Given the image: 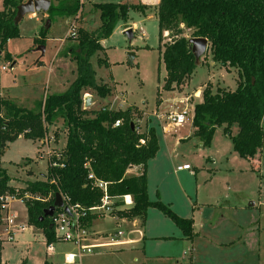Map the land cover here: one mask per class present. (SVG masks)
<instances>
[{
  "label": "rangeland",
  "instance_id": "rangeland-1",
  "mask_svg": "<svg viewBox=\"0 0 264 264\" xmlns=\"http://www.w3.org/2000/svg\"><path fill=\"white\" fill-rule=\"evenodd\" d=\"M49 1L52 5L58 2ZM108 1L140 3L148 9L145 15L130 10L128 20L119 21L110 36L102 41V49L90 57L96 82L109 86L111 93L103 98L88 93L83 98L90 97L87 108L92 111L103 106L123 110L133 107L134 121L140 130L155 127L159 153L171 158L165 164L166 170L154 176L169 200L162 202L169 203L181 217H193V230L198 234L193 236L194 250L191 251L190 241L178 239L176 231L180 230L179 227L155 208L173 226L165 230L170 234L174 232V237L147 242L145 250L143 242H139L135 246L83 251L76 264H264V150L260 161L254 160L250 164L234 150L230 138L223 132L225 125L217 126L211 142L204 145L193 135L191 124L194 107L202 101L196 90H202L207 83L213 90L216 87L234 90L237 71L214 63L207 45L190 77L178 87L165 88L166 70L160 52L162 43L170 42L173 36L165 32L159 43L155 11L159 0H81L80 19L55 16L49 20L43 54L37 50L33 39L38 36L41 25L46 23L47 14L42 17L44 13L40 12L38 17H22L18 22L19 37L8 40L0 53V109H5L4 100L31 109L46 95L63 92L73 79L75 69L74 62L63 57L66 46L72 43L69 29L94 30L100 21L99 12L92 9V3ZM2 2L0 0V10L3 9ZM127 29L132 31L130 39L125 33ZM182 30V35L189 37L191 31L184 27ZM128 52L134 53L132 63L128 61ZM98 58L102 59L100 64ZM9 65H13L12 70ZM2 66L7 68L2 69ZM59 69L62 77L55 84L48 72L59 74ZM183 111H187L188 116L183 124H168L166 116ZM261 126L264 132V121ZM237 131L238 126L233 124L232 134ZM46 138L49 139L45 144L47 147L41 141L22 135L6 140L0 146V167L10 176L13 187L21 189L25 181L39 179L47 173L50 158L59 153L65 143L66 127L61 119L47 126ZM262 140L264 145V133ZM182 164L189 165L190 169L176 170ZM168 182L175 184L174 190L166 186ZM150 197L154 199L152 189ZM24 202L21 197L8 200V213L16 216V222L21 220L28 225ZM193 203L195 208L192 210ZM125 208L128 207L121 201L116 205L114 202L113 209ZM0 213L5 216L2 210ZM132 220L116 219L109 214L94 219L87 228L89 239L85 243L107 241L117 230L123 231V239H136L137 232L130 225ZM135 220L143 231V223L138 218ZM151 221L156 223L154 217ZM236 221L242 223V229L238 228ZM4 225L1 220L0 232ZM199 234L202 236L198 237ZM213 237L221 244H212ZM13 238L2 242V264H70L66 261V253L78 250L72 242L54 241L51 243L53 250L47 252L41 229L33 226L16 233Z\"/></svg>",
  "mask_w": 264,
  "mask_h": 264
},
{
  "label": "trees",
  "instance_id": "trees-1",
  "mask_svg": "<svg viewBox=\"0 0 264 264\" xmlns=\"http://www.w3.org/2000/svg\"><path fill=\"white\" fill-rule=\"evenodd\" d=\"M2 1L0 51L8 40L19 37L14 16L17 5L24 0ZM81 6L80 0H58L45 12L46 20L55 16L75 17L81 13ZM92 9L99 12L98 27L94 30L76 28L72 43L65 49L75 65V76L67 88L61 93L46 95L31 109L5 100L2 103L5 109L0 116V146L20 135L42 141L47 135V126L57 119L66 127V138L61 157L50 159L47 173L39 179L25 181L21 189L10 184V176L0 167V211H7L6 207L3 209V204L7 203L5 196L24 198L28 225L41 229L49 245L57 240L51 216L40 220L43 210L53 203L56 192L84 208L100 204L102 192L92 185L89 178L92 173L107 182L110 197L127 194L132 198L130 207L113 209L109 215L118 219L138 218L143 223L147 209L153 207L178 226L184 238L191 240L194 236L192 218L177 215L158 196L156 200L148 198L146 164L159 147L154 126L140 130L134 121L133 107L123 110L103 106L96 111L83 107L85 93L102 98L111 93L109 86L96 82L90 62V57L102 49L100 41L110 36L119 21L128 20L130 10L144 14L148 6L108 1L92 3ZM155 11L159 43L164 32L173 36L170 42L162 43L160 52L166 70L165 88L180 86L195 69L197 64L188 41L191 37L206 38L211 60L222 67L234 68L238 74L234 90L223 87L213 90L210 84H205L201 90L202 101L194 107L193 135L208 145L215 128L225 125L223 132L230 138L234 150L250 164L254 160L259 162L264 150L261 126L264 121V0H159ZM48 25L49 22L41 26L33 44L45 43ZM183 27L191 31L189 37L182 35ZM8 54L6 52L5 56ZM101 61L98 58V64ZM117 120L120 123L114 126ZM233 124L238 126L236 134L231 132ZM134 166H139L140 170L127 174ZM25 194L30 196L25 197ZM97 218L99 216L88 213L83 221L89 226ZM1 249L0 240V264Z\"/></svg>",
  "mask_w": 264,
  "mask_h": 264
},
{
  "label": "built area",
  "instance_id": "built-area-1",
  "mask_svg": "<svg viewBox=\"0 0 264 264\" xmlns=\"http://www.w3.org/2000/svg\"><path fill=\"white\" fill-rule=\"evenodd\" d=\"M71 27L69 29L70 36L74 37L76 34V28L72 31ZM143 34V32H142ZM165 34V32L163 33ZM6 66H2V69H6ZM9 69H13V65H9ZM166 119L169 121L168 124L179 126L183 124L186 119H188L187 111L172 113L166 116ZM119 121L117 120L114 123V126L119 125ZM46 138V137H45ZM49 142V139H43L41 143L45 145ZM143 143V140H140ZM47 147V145H45ZM57 159L61 157L60 152L54 155ZM52 158V157H51ZM50 158V159H51ZM51 162V161H50ZM49 162V163H50ZM55 163V162H54ZM52 163V164H54ZM51 164V163H50ZM177 169H190V166L180 165ZM89 178L92 179V185L98 188L102 192V197L100 199V204L91 206L88 208H84L80 206L78 203H70L69 199L66 196H62L63 207H60V210H55L51 215V225L54 228V236L57 241H69L78 246L77 252H68L65 255L67 263L76 264V260L80 258L83 251L87 253L91 252L92 249L96 248H121L126 244L133 242L132 239H123V231L117 230L113 234L110 235L109 240L104 242L93 241L90 243H85L89 238L87 228L88 226L83 221L84 217L89 214H95L99 217L104 216L105 214H110L113 210V205L116 200L121 201L122 204L126 207H130L132 205V198L130 195H121L117 197H110L107 194V182L97 179L94 177L92 173L89 174ZM25 197H28L25 194ZM15 198L14 196H5L4 199L7 203L3 204V209L8 205V200ZM65 208H67L65 210ZM15 215L5 213V216L0 217V221L4 222V229L0 232V240L3 242L4 239L11 241L13 240V236L17 230H25L28 225L27 224H17L14 221ZM135 220V219H133ZM132 226H135L134 224ZM134 231H139L138 229H134ZM5 237V238H4ZM48 251H52L53 247L51 244L46 245Z\"/></svg>",
  "mask_w": 264,
  "mask_h": 264
},
{
  "label": "crops",
  "instance_id": "crops-1",
  "mask_svg": "<svg viewBox=\"0 0 264 264\" xmlns=\"http://www.w3.org/2000/svg\"><path fill=\"white\" fill-rule=\"evenodd\" d=\"M24 1H26V0H24ZM23 1V2H24ZM58 1V0H57ZM81 1V0H80ZM82 3V2H81ZM129 3V2H128ZM146 11V10H145ZM41 13H44V14H42V17L46 14L45 12H41ZM38 14H40V12H37V13H30V14H26V15H24L23 17H25V16H30V17H38ZM142 14V13H141ZM146 14V12H144V14L143 15H145ZM81 18V13H79L77 16H75V17H71V18H77V20L78 19H80ZM39 22H40V25H41V17H40V20H39ZM42 26V25H41ZM40 32V31H39ZM35 37H39V33H38V36H35ZM34 37V38H35ZM104 40V39H103ZM103 40H101L100 41V44H102V41ZM45 41H47V38H45ZM68 46V45H67ZM66 46V47H67ZM45 51H46V46H45V49H44V53H45ZM63 57L64 58H68L69 60H70V58H69V55H67V52L65 51V53L63 52ZM41 66V65H40ZM40 66H38V67H40ZM75 66V65H74ZM48 70L50 71V67H48ZM51 72V71H50ZM60 72H62L61 71V69H59V74H56V73H49L48 72V74H51V76H52V80H53V82L56 84V83H58L59 82V80H61V74H60ZM75 76V75H74ZM74 76H73V78H74ZM71 82V81H70ZM70 82H68V84H67V86L69 85V83ZM197 93H198V95L199 94H201V90L200 89H197L196 90V95H197ZM86 95L88 94V93H85ZM90 103H91V101H90ZM3 113V110H1L0 109V116H1V114ZM156 117L157 118H159V116L156 114ZM153 126V125H152ZM155 128V127H154ZM160 152V148L158 149V152L156 153V155H155V157L154 158H152V159H150L148 162H147V164H146V183H147V194H148V198H149V200H156L157 199V196L159 197V199L162 201V200H164V201H169L168 200V198H167V196H166V194H164L165 192H164V190L159 186V184H157V181H156V179H155V174L158 172L159 173V171H164V170H166L165 169V164H166V162L167 161H169L171 158H170V156H168V155H166L165 153H159ZM241 157V156H240ZM244 159V158H243ZM246 160V159H245ZM182 165H185V164H182ZM180 166V165H179ZM140 170V167L139 166H134V167H132V168H130V169H128L127 170V173L128 174H134V173H137L138 171ZM176 170H177V167H176ZM179 170H181V169H179ZM184 170H188V169H184ZM154 183H156V184H154ZM167 187L168 186H171L172 187V189L174 190L175 189V184H171V183H167V185H166ZM151 189H152V193H153V195H154V199H152L151 197H150V191H151ZM163 201V202H164ZM166 204H169V203H166ZM9 205V204H8ZM205 205L204 204H202V207H204ZM9 207V206H8ZM8 207H7V211H6V213H8ZM195 208V204L193 203L192 204V210ZM201 209V208H200ZM202 210V209H201ZM3 213H5V211H3ZM9 214V213H8ZM14 215V214H13ZM152 217H154L155 218V220H156V223L155 224H152V221H151V218ZM190 218H192L193 219V217H190ZM116 219H118V218H116ZM16 220H17V218H16V216H15V219H14V221H15V223H17V224H24V223H26V222H24V221H19V222H16ZM128 222V221H127ZM193 222H194V219H193ZM128 223H130V222H128ZM135 225V226H132V225ZM235 224L238 226V228L239 229H242L243 228V226H242V223H238L237 221L235 222ZM130 225H131V227H133L134 229H138L139 231L136 233V239H132L133 240V242H131V243H129V244H126V245H132V246H135L136 245V243H139V242H143V249L145 250L146 249V245L148 244V243H150L151 241H155V240H157V239H160V238H172V237H174V235H175V233L173 232L172 234H170L169 232H166V231H168V230H165L166 228L167 229H170V226H172V225H169V223L166 221V219H164V217L161 215V213H159V211H157L155 208H153V207H149L148 209H147V211H146V217H145V220H144V222H143V227H142V229H143V231H141L139 228H138V226H139V224L137 223V221L136 220H132L131 221V223H130ZM28 226H30V225H28ZM31 227V226H30ZM173 227V226H172ZM171 227V228H172ZM28 229V227L25 229V230H17L16 231V233H18V232H25L26 230ZM173 230V229H172ZM180 231V230H179ZM176 231L177 232V235H178V239H186V238H184V236L182 235V232L180 231ZM15 233V234H16ZM139 233V234H138ZM196 231H194V236L196 235ZM14 234V235H15ZM198 234V233H197ZM202 236V234H199L198 235V237H201ZM14 237V236H13ZM176 238H177V236H175ZM241 236H239V238H240ZM14 239V238H13ZM186 240H188V239H186ZM193 240V238L191 239V240H188V241H190V243H191V245H190V250L192 251V250H194L193 249V244H192V241ZM12 241V240H11ZM232 241H234V240H232ZM148 242V243H147ZM156 242V241H155ZM243 242H244V244H247L246 243V240H243ZM211 243L212 244H214V245H217V244H221V242H220V240H218V239H216V238H214L213 237V240H211ZM248 243H250V242H248ZM150 245V244H149ZM248 247L251 249L252 248V245H251V243L250 244H248ZM46 250H47V248H46ZM47 252H51V251H48L47 250ZM145 258V257H144ZM193 258V255L191 254V259ZM134 260H137V258L136 257H134ZM77 261V260H76ZM145 261V260H144ZM1 264H2V260H1ZM141 264H143V263H141ZM246 264V263H245Z\"/></svg>",
  "mask_w": 264,
  "mask_h": 264
},
{
  "label": "water",
  "instance_id": "water-1",
  "mask_svg": "<svg viewBox=\"0 0 264 264\" xmlns=\"http://www.w3.org/2000/svg\"><path fill=\"white\" fill-rule=\"evenodd\" d=\"M50 1L49 0H26L24 2H21L17 5L16 7V13L14 16V23L18 24V22L21 20V18L30 13H37V12H46L49 7H50ZM49 20H46V23H48ZM127 34V37L130 39L132 37V31L131 29H127L125 31ZM189 43H190V49L191 52L194 55L195 58V63L199 64L200 63V58L204 55L208 41L206 38L202 37H191L189 38ZM37 50L41 51V53H44V46L43 45H38ZM1 53V51H0ZM128 61L129 63H132L134 53L133 52H128ZM83 106L84 108H87L90 104V97L86 96L83 98ZM133 126V124H132ZM63 207V200L60 192L55 193V200L53 203L45 208L43 210V215L40 217V220H42L46 216H51L53 212L55 211L56 208ZM67 208H65L66 210Z\"/></svg>",
  "mask_w": 264,
  "mask_h": 264
}]
</instances>
